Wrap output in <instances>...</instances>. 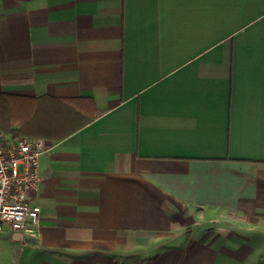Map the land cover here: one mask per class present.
Wrapping results in <instances>:
<instances>
[{"label":"crops","instance_id":"1","mask_svg":"<svg viewBox=\"0 0 264 264\" xmlns=\"http://www.w3.org/2000/svg\"><path fill=\"white\" fill-rule=\"evenodd\" d=\"M2 120L50 150L0 264H264V0H0Z\"/></svg>","mask_w":264,"mask_h":264},{"label":"built area","instance_id":"2","mask_svg":"<svg viewBox=\"0 0 264 264\" xmlns=\"http://www.w3.org/2000/svg\"><path fill=\"white\" fill-rule=\"evenodd\" d=\"M49 150L43 139L0 132V233L8 227L23 236H39L40 159Z\"/></svg>","mask_w":264,"mask_h":264},{"label":"trees","instance_id":"3","mask_svg":"<svg viewBox=\"0 0 264 264\" xmlns=\"http://www.w3.org/2000/svg\"><path fill=\"white\" fill-rule=\"evenodd\" d=\"M63 102H64V114H63V117H64V131L65 132L63 134L59 135V136H62V138L70 135V133H73V132L77 131L81 127H84V126L90 124L97 117V113L89 114L86 109H81V108L77 107L74 104V102L71 101V100H65ZM14 121H15V123H18L17 120L14 119ZM68 121L70 123H74V124L73 125H70V124L68 125ZM5 123L2 120L3 129L6 132H11V133H13L15 135H18V136H20V135H30L31 136L32 135L26 129V127H28V126H25V123L22 122V120L20 122L21 123V126H20L21 128L18 129V130L12 129L10 127L9 123H6V124ZM69 128H70V132L66 133V131L67 132L69 131ZM55 138H56V135H55Z\"/></svg>","mask_w":264,"mask_h":264}]
</instances>
